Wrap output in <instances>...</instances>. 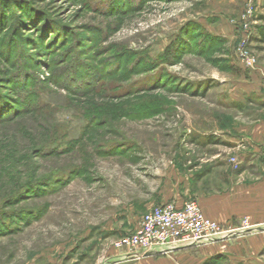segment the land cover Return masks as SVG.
I'll list each match as a JSON object with an SVG mask.
<instances>
[{
  "label": "rangeland",
  "instance_id": "rangeland-1",
  "mask_svg": "<svg viewBox=\"0 0 264 264\" xmlns=\"http://www.w3.org/2000/svg\"><path fill=\"white\" fill-rule=\"evenodd\" d=\"M244 6L0 0V264H113V241L176 198L232 220L253 209L239 188L264 156L239 136L264 118V0L249 33ZM255 234L152 256L264 264Z\"/></svg>",
  "mask_w": 264,
  "mask_h": 264
},
{
  "label": "built area",
  "instance_id": "built-area-1",
  "mask_svg": "<svg viewBox=\"0 0 264 264\" xmlns=\"http://www.w3.org/2000/svg\"><path fill=\"white\" fill-rule=\"evenodd\" d=\"M253 5L254 0H245L241 25L248 33ZM245 41L246 38L239 45L238 54L250 66L254 59L246 53ZM256 227L248 215L243 216L238 225H224L206 216L195 199H189L181 205L168 202L151 207L142 214L132 231L113 241V246L123 253V258L133 260L169 254L179 247L209 243L218 238L252 233L256 231Z\"/></svg>",
  "mask_w": 264,
  "mask_h": 264
},
{
  "label": "crops",
  "instance_id": "crops-1",
  "mask_svg": "<svg viewBox=\"0 0 264 264\" xmlns=\"http://www.w3.org/2000/svg\"><path fill=\"white\" fill-rule=\"evenodd\" d=\"M260 74H264L262 72H259ZM259 75H257L258 77ZM261 76V75H260ZM260 83L256 82V85ZM255 88H258L257 86ZM241 137H246L247 139L250 140V143L252 144L251 152H260L264 156V118L258 120L256 123L252 124L248 128H244L242 131L241 136H239V139ZM242 192V195L248 196L247 198L251 201V205L253 209H251L248 212L244 213H236V218L232 220V218H223V217H213L210 215H206L210 218H213L219 222H221L224 225H238L239 220L242 216L248 215L250 217V221L257 225L256 231L253 233H256L254 237H251L248 241V245L250 246H262L264 244V177H260V180L254 181L253 183L249 185H242L239 188ZM175 201L178 204H181L182 201L179 200L178 198L175 199ZM201 206V205H200ZM202 208V207H201ZM203 210V209H202ZM246 211V210H245ZM217 216V215H215ZM215 243H205L207 246H213ZM222 248V247H221ZM118 253H121L118 251ZM112 255V254H111ZM120 255V254H119ZM117 255V256H119ZM115 256V255H114ZM116 256V257H117ZM123 257H117L114 258L116 264L120 263L123 261ZM185 261L188 264H195V260L193 259L192 256H185L183 257L181 254L169 256V257H156L154 258L153 256H146L143 259L138 261V264H175V259ZM113 263V264H114ZM98 264V261H97Z\"/></svg>",
  "mask_w": 264,
  "mask_h": 264
},
{
  "label": "trees",
  "instance_id": "trees-1",
  "mask_svg": "<svg viewBox=\"0 0 264 264\" xmlns=\"http://www.w3.org/2000/svg\"><path fill=\"white\" fill-rule=\"evenodd\" d=\"M260 19L262 20V24L258 26V37L257 40L261 43H264V15L260 16Z\"/></svg>",
  "mask_w": 264,
  "mask_h": 264
}]
</instances>
